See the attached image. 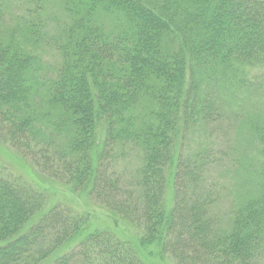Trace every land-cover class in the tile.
I'll use <instances>...</instances> for the list:
<instances>
[{"label":"trees","instance_id":"obj_1","mask_svg":"<svg viewBox=\"0 0 264 264\" xmlns=\"http://www.w3.org/2000/svg\"><path fill=\"white\" fill-rule=\"evenodd\" d=\"M58 2L68 21L54 76L32 52L39 22L23 24L21 42L0 32V136L139 241L0 176V264H147V250L178 264H264V0ZM131 155L128 186L114 169ZM223 166L249 183L228 228L207 185Z\"/></svg>","mask_w":264,"mask_h":264},{"label":"rangeland","instance_id":"obj_2","mask_svg":"<svg viewBox=\"0 0 264 264\" xmlns=\"http://www.w3.org/2000/svg\"><path fill=\"white\" fill-rule=\"evenodd\" d=\"M1 8L3 10L0 18V32L5 33L19 42L23 24H30L31 20L39 22L38 34L39 42L32 49V52L38 56L41 61L42 73L45 77H52L56 74L60 64V55L53 46V39L59 35L61 26L68 21L67 15L62 10L58 0H43L41 7L37 6L32 0H2ZM214 133L213 136H216ZM200 140L207 143L211 138L206 135V131L200 133ZM216 140V139H215ZM223 146L230 153L232 139L223 140ZM247 148V147H245ZM250 146L248 147V149ZM244 154V153H243ZM135 156L125 158L119 162L114 174L121 178L125 185L131 186L134 182L135 168L137 165ZM249 164V160L247 162ZM0 176L11 180H25L39 190L46 191L51 196V201H60L64 205L70 204L76 211L90 213L91 224L94 228L107 229L115 232L120 238L127 239L132 244H137L139 232L129 224L110 214L99 202L91 199L85 194L73 195L51 179L44 178L41 171L35 167L29 158L22 157L13 149L6 140L0 136ZM51 183H53L51 185ZM216 183L218 190L215 192L217 203L212 208V212L217 215L224 228H228L232 218V212L238 201V189L248 190L249 183L243 181L241 185L235 175L232 178L227 172V167H215L208 173L207 185ZM171 193V191H169ZM168 205H172V197L167 196ZM158 250V248L156 247ZM145 251L147 264H178L170 255L150 253Z\"/></svg>","mask_w":264,"mask_h":264}]
</instances>
